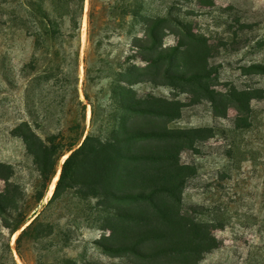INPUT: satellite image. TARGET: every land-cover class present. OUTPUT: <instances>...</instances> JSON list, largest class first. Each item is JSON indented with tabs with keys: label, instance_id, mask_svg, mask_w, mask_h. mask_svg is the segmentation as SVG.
Listing matches in <instances>:
<instances>
[{
	"label": "rangeland",
	"instance_id": "rangeland-1",
	"mask_svg": "<svg viewBox=\"0 0 264 264\" xmlns=\"http://www.w3.org/2000/svg\"><path fill=\"white\" fill-rule=\"evenodd\" d=\"M225 8L233 10L227 13ZM87 11L85 7V17ZM152 11L170 12L173 19L193 27L210 49L209 67L197 82L185 83L171 75L181 70L173 67L160 85L137 87L140 93L182 105L180 117L167 125L185 130L189 138L169 147L158 143L147 147L157 152L170 149L182 165L196 169L184 184L183 204L173 217V229L188 233L198 227L208 236L213 252L201 264H264V70L260 69L264 68V0H153ZM6 20L0 0V160L13 168L10 179L23 191L21 208L15 214L24 220L42 213L43 224L24 237L20 250L25 263L17 239L27 224L18 223L22 228L11 235L0 221V264H127V257H113L98 243L110 238V232L99 230L96 220H88L99 214L92 196L97 190L85 182L86 170L78 173L76 189L49 204L55 192L50 193L51 186L67 153L55 171L43 176L24 139L13 133L28 122L39 138L47 142L53 136L65 147L73 140L69 128L82 119L83 111L72 95L62 106L41 102L50 90L38 86L37 75L25 80L22 73L33 54L32 39L20 29L11 33ZM171 28L166 30L167 46L179 39L176 25ZM82 43L84 50L86 40ZM80 79L85 101L83 64ZM237 92L244 93L246 102L236 101ZM85 103L86 120L81 122L87 134L92 125L88 119L91 105ZM102 107L111 111L109 104ZM238 117L255 124L251 129L239 128ZM101 122L103 118L96 126ZM4 187L0 177V191ZM159 264L180 263L163 259Z\"/></svg>",
	"mask_w": 264,
	"mask_h": 264
},
{
	"label": "trees",
	"instance_id": "trees-1",
	"mask_svg": "<svg viewBox=\"0 0 264 264\" xmlns=\"http://www.w3.org/2000/svg\"><path fill=\"white\" fill-rule=\"evenodd\" d=\"M152 1L89 0L83 50L86 0H3L8 30L14 33L20 29L32 39L33 54L22 68L24 79L35 74L38 86H47L50 91L42 95V103L62 106L72 95L83 111L82 119L70 126L73 140L65 147L53 136L47 142L39 138L28 122L13 133L24 139L43 176L55 171L60 158L73 151L63 164L49 204L76 189L78 173L85 169V182L97 190L92 196L97 199L99 214L88 220H96L99 230L110 232V238L98 242L107 254L127 257V264H159L163 259L201 264L213 252L208 236L198 227L188 233L173 229V217L183 204L184 184L196 169L182 165L170 149L157 152L147 148L152 143L169 147L189 138L185 130L167 125L180 117L182 105L140 93L137 87L160 85V79L173 67L181 70L171 75L185 83L197 82L209 67L210 49L193 27L173 19L170 12L153 13ZM232 10L226 9L227 13ZM172 24L179 39L167 46L166 30L172 29ZM82 64V91L92 108L91 130L83 143L86 129L81 121L86 120V103L80 93ZM234 97L236 101L246 99L242 92ZM105 104L111 111L103 110ZM101 118V126H96ZM106 121L109 123L104 126ZM254 124L246 117L236 121L242 129ZM13 175V168L0 160V177L5 181L0 191V221L11 235L22 228L18 223L24 226L39 214L24 220L15 214L21 208L23 191L11 181ZM41 214L17 239L25 263L21 244L43 224Z\"/></svg>",
	"mask_w": 264,
	"mask_h": 264
},
{
	"label": "bare ground",
	"instance_id": "bare-ground-1",
	"mask_svg": "<svg viewBox=\"0 0 264 264\" xmlns=\"http://www.w3.org/2000/svg\"><path fill=\"white\" fill-rule=\"evenodd\" d=\"M86 9H88V6H86ZM86 36H87V18L85 17L84 22H83V31H82V40H83V41L86 40ZM82 70H83V68H82ZM91 114H92V108H91V106H89V108H88V119L91 118ZM66 157H67V155H65V156L63 157L62 162H64V161L66 160ZM59 176H60V170H59L58 173L56 174L55 179H54V182H53V184H52V186H51V191H50L51 194H52L53 190L55 189L56 182H57V180L59 179ZM17 234H18V232L14 235V239L16 238ZM20 263H21V262H20ZM21 264H22V263H21Z\"/></svg>",
	"mask_w": 264,
	"mask_h": 264
},
{
	"label": "water",
	"instance_id": "water-1",
	"mask_svg": "<svg viewBox=\"0 0 264 264\" xmlns=\"http://www.w3.org/2000/svg\"><path fill=\"white\" fill-rule=\"evenodd\" d=\"M86 11H87V9H86ZM86 137H87V134H86L85 137L83 138L82 143L84 142V140L86 139ZM82 143H81V145H82ZM81 145H80V146H81ZM80 146H79V147H80ZM71 153H73V151L70 152L69 154H67L66 159L71 155ZM65 161H66V160H65ZM61 172H62V171H61ZM61 172H60V176H61ZM38 215H39V214H37V215H36V216H35V217H34V218H33V219L27 224V226L30 225V224L33 222V220L37 218Z\"/></svg>",
	"mask_w": 264,
	"mask_h": 264
}]
</instances>
